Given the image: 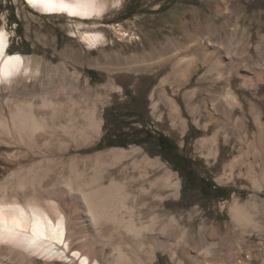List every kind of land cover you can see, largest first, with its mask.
<instances>
[{"label":"bare ground","instance_id":"6f19581e","mask_svg":"<svg viewBox=\"0 0 264 264\" xmlns=\"http://www.w3.org/2000/svg\"><path fill=\"white\" fill-rule=\"evenodd\" d=\"M26 1L42 15L67 17L71 37L90 51H106L107 36L96 28L102 27L105 16L123 7L125 2ZM206 1L212 2L217 9L227 4V0ZM196 14H192L193 21L200 17ZM91 20L100 23L89 22ZM145 20L133 23L134 33L127 32L121 24L108 28L119 39L143 48V52L146 47L155 52L162 44L174 40V33L165 38L159 34L147 38L144 31L149 28L163 30L165 24L155 22L154 18ZM91 25L95 30L87 29ZM188 37L193 45L163 53L156 63L135 61L134 72L139 73L141 68L150 72L155 65L161 66L160 70L152 72L149 81L141 84L143 91H139L150 89L148 98L153 116L174 130L177 127L183 130L188 122L185 117L190 116L203 130L198 145L217 158L220 135L226 143L245 145L254 135L251 129L260 132L264 124V94L261 91L264 87V36L254 47L257 60L236 38L224 41L202 28L190 31ZM9 44L10 34L6 27H1L0 84L8 85V89L0 90V163L4 165L0 166V172L7 168L9 172L0 178V264H40V261L44 264H138L131 252L133 246L140 247V264L154 262L157 251L169 253L174 259L180 254L188 264H239L234 252L228 260L223 259V247L231 244L226 238L220 240L222 248L214 253L209 243L207 248L198 241L186 246L184 237L194 233V227L187 229L175 216L167 218L165 210L168 199L180 197L181 182L159 160L148 156L140 159L141 151L137 148L103 151L83 159V163L94 166L89 177L78 169L76 157L65 162L64 157L70 151L68 142L82 140L84 145H90L101 135L103 120L98 108L96 105L89 110L82 108L76 116L74 108L79 107L76 98L67 96L65 100H58L52 93L41 95L28 87L26 81L37 79L40 64L23 54L10 53ZM220 48L223 51L218 50ZM179 53L189 54L191 59L173 63L168 72V65ZM234 56H238L237 61ZM198 60L206 72L198 86L183 91L198 71ZM70 88L85 97L86 88ZM135 90L139 89L135 86ZM66 102L75 107L67 110L68 107L63 106ZM162 105L169 111L165 115L161 114ZM43 111H49L52 122ZM248 149L246 152L240 149L244 157H236L224 166L225 171H229L224 174L227 180L233 179L237 168L246 166L247 170H253L261 163L264 158L262 141L257 139ZM111 154L114 156L110 161H104ZM248 155L251 160L246 161ZM125 161L130 162L133 169L126 165L112 172ZM65 168L70 171L69 176L65 175ZM162 170L163 174L156 176ZM116 177H124L126 181ZM251 181L255 192L260 191L259 182ZM260 182H264V176ZM65 197L76 201L72 212L65 208ZM260 212L264 214V199L258 195H253L245 204L234 201L230 207L235 226L250 227L249 231L264 235V221L251 215ZM208 235L218 236L217 230L210 227ZM166 236L175 238L171 240ZM202 250L203 260L196 257ZM245 257H251V253Z\"/></svg>","mask_w":264,"mask_h":264},{"label":"rangeland","instance_id":"374dc122","mask_svg":"<svg viewBox=\"0 0 264 264\" xmlns=\"http://www.w3.org/2000/svg\"><path fill=\"white\" fill-rule=\"evenodd\" d=\"M27 3L26 0H0V28L6 27L10 34L9 52L23 54L31 58L34 63L40 64L41 70L37 79H29L26 81V85L33 87L35 92L41 95L45 93L50 96L52 93L53 98L56 97L58 100H65L67 96L76 98L79 107L81 106L80 109L71 102H66L67 105H63L68 107L67 110L75 107L76 116L82 108L89 110L96 105L103 120L101 135L90 145H84L82 140H78V143L68 142L70 151L64 157L65 162L76 157L78 169L89 177L94 166H90L86 162L83 163L85 157L116 148L140 149V159L143 156H148L151 159L159 160L167 169L175 173L181 182L180 197L168 199L169 203L167 202L165 210L168 212L167 218L172 215L180 219L187 229L194 227V233H189L184 237L186 246H192L194 241H198L207 248L209 247L207 243H209L212 244L210 248L214 253L222 248L219 244L220 240L226 238L231 241V244L223 247V259L228 260L230 253L234 252L239 264H264V235L249 231L252 229L250 227L235 226L230 214V207L234 201L245 204L253 195L264 199V182H260L264 176V158L259 165H255L253 170L248 169L249 172L251 171L250 174L246 166H241L235 170L232 180H227L224 177L225 173H229V171H225L224 166L236 157H244V153H241L240 149L246 152L249 150L248 145L257 139L261 140L264 145V124L260 132H257L256 128L251 129L255 136L251 135L245 145L235 146L236 143H226L223 135H220L218 138L220 153L215 158V155L213 156L208 149H202L198 145V140L203 137V130L195 125L190 116L185 117L188 122L183 130L181 127H177L175 130L171 129L168 125L161 124L153 116L148 98L150 89L145 92L139 91L143 89L140 88L141 84L149 81L150 75L160 70L161 66L155 65L150 72H146L143 68L139 69L141 70L139 73L134 72L135 61L144 64L156 63L160 60L159 58H162L161 54L163 53L168 54L178 47L193 45L189 41L188 34L198 28H202L205 32H211L214 37L224 41H228L232 37L236 38L244 43L246 50L257 60L254 47L260 42L261 36H264V0H227V8L222 5L218 9L212 2L206 0H125L123 7H117L107 14L104 25L96 28L107 36L106 51L100 49L90 51L82 46L77 39L71 37L67 17L42 15ZM193 12H196L197 16L200 15L194 21L192 19ZM152 18L156 19L155 22H164L165 25L163 30H161L162 28L160 30L149 28L144 31L147 38L154 34L165 38V36H171L174 33V37H172L174 40L162 44L155 52H151L150 47H146V51L143 52V48L134 45L132 41L119 39L108 28L111 25L121 24L127 32L134 33L133 23L139 24V20L142 19H146L145 22H147ZM94 21L100 23L99 20L89 22ZM128 23L129 25H127ZM87 29L95 30L92 25ZM136 33L138 32L136 31ZM114 44H117L116 47L110 49ZM218 50L223 51L221 48ZM188 55L179 53L175 56L168 65L167 71H171L172 64L175 62L189 61L191 56ZM237 57L234 56L233 59L236 60ZM228 59L226 57V60ZM196 64L198 71L183 91L198 86L199 79L206 72V68L200 60ZM233 79L237 80L236 77ZM7 86H1L0 90H7ZM71 86L86 88L85 97L81 96L79 91H71ZM135 86L136 89H139L138 91L135 90ZM261 89L264 94V87L262 86ZM40 100L37 102H41ZM180 104L184 108L183 101ZM262 107L264 109V102ZM166 109L162 105V115L169 112ZM48 112L43 111V114L47 113V120L52 122ZM160 135L175 142L178 153L192 161L190 168L194 173L184 177L172 163L163 157L154 139ZM137 140H141L142 143H132L127 146L107 145V142L124 143ZM101 143L102 145H100ZM112 155L114 156V154L107 155L108 157L106 156L104 161H110ZM245 159L246 161L251 160V155ZM126 165L133 169L130 162L125 161L112 172L117 169L121 170ZM0 166L3 168L4 165L0 163ZM8 172L9 168L2 169L0 178ZM64 173L66 176L70 175V171L66 168ZM162 174L163 170L156 176ZM116 178L120 180L123 178L122 181H126L124 177ZM251 179L259 182V185L262 186H260V191L255 192ZM64 205L68 212H72L76 201L65 197ZM251 215L258 221H264V214L261 212ZM164 219L166 218L164 217ZM210 227L217 230L218 236L208 235ZM166 238L173 240L175 237L166 236ZM132 249L134 259L140 264L139 261L142 259L140 247L134 248L133 246ZM247 253H251V257H245ZM181 257L178 254L174 259L169 253L157 251L156 259L152 263L188 264ZM196 257L203 260L205 257L203 250ZM43 262L40 261V264H44ZM66 264H70V262Z\"/></svg>","mask_w":264,"mask_h":264},{"label":"trees","instance_id":"16d2710c","mask_svg":"<svg viewBox=\"0 0 264 264\" xmlns=\"http://www.w3.org/2000/svg\"><path fill=\"white\" fill-rule=\"evenodd\" d=\"M154 139H155V143H156L157 147L159 148V152L161 154H162V150H161L162 146H165L168 148L167 150H169L170 153L167 152L168 156L164 155L163 157L166 160H168L170 163H172L174 168L178 172H180L184 176L185 172H184V168H182V165H183L185 168H187L189 170L190 173H194V171L190 168L192 161L188 157L178 153L177 145L175 144V142L173 140H171L168 137L162 136V135H160L158 138H154ZM107 143H108L107 145H109V146H118V145L119 146L120 145L121 146H127V145L132 144V143H137V144L142 143V141L137 140L135 142L129 141V142H124V143H118V142H113V143L107 142ZM100 145H102V143ZM172 153H175V156H176L175 158L181 163V167L176 164V163H178V161L173 159L170 156V154H172Z\"/></svg>","mask_w":264,"mask_h":264},{"label":"flooded vegetation","instance_id":"af4514ba","mask_svg":"<svg viewBox=\"0 0 264 264\" xmlns=\"http://www.w3.org/2000/svg\"><path fill=\"white\" fill-rule=\"evenodd\" d=\"M168 148L167 147H165V146H162L161 147V150H162V154H163V156L165 155V156H168V154H167V152L168 153H170L169 152V150H167ZM170 156L173 158V159H175V160H177L175 157V153H172V154H170ZM178 161V160H177ZM177 165H179L180 167H181V163L178 161V163H176ZM182 168H184V172H185V174H184V177H186L188 174H190V172H189V170L187 169V168H185L183 165H182Z\"/></svg>","mask_w":264,"mask_h":264}]
</instances>
